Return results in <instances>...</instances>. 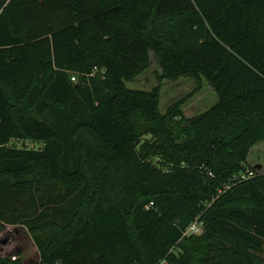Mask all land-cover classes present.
<instances>
[{
  "label": "trees",
  "instance_id": "trees-1",
  "mask_svg": "<svg viewBox=\"0 0 264 264\" xmlns=\"http://www.w3.org/2000/svg\"><path fill=\"white\" fill-rule=\"evenodd\" d=\"M152 52L217 102L162 113L127 85ZM261 141L264 0H0V229L29 264L264 262V174L236 179Z\"/></svg>",
  "mask_w": 264,
  "mask_h": 264
},
{
  "label": "rangeland",
  "instance_id": "rangeland-1",
  "mask_svg": "<svg viewBox=\"0 0 264 264\" xmlns=\"http://www.w3.org/2000/svg\"><path fill=\"white\" fill-rule=\"evenodd\" d=\"M162 74V69L155 54H151L150 67L139 75L133 82H128L127 85L133 89L150 90L153 87L160 85L161 99L160 106L162 113L175 102L182 101L181 107L187 117L199 115L211 108L218 100L217 94L213 91L209 83L204 80L202 87L197 90V83L191 77H181L177 80L164 79L160 80L159 75ZM18 145L22 146L23 141H17ZM26 145L34 148H42L44 144L33 143L28 141ZM261 151L254 150L253 164L256 161L260 162L259 167H255L260 173H264V147L257 148ZM39 199L42 194H36ZM0 256L21 257L24 264H29L31 261L40 259V253L37 245L32 237V233L28 226L23 223L6 224L3 230L0 229ZM264 260V253L259 256ZM259 264H264L260 262Z\"/></svg>",
  "mask_w": 264,
  "mask_h": 264
},
{
  "label": "built area",
  "instance_id": "built-area-1",
  "mask_svg": "<svg viewBox=\"0 0 264 264\" xmlns=\"http://www.w3.org/2000/svg\"><path fill=\"white\" fill-rule=\"evenodd\" d=\"M74 81H76V77L72 78ZM264 173H260L258 170H250L247 173H244L240 176H237L236 179L239 180H246L252 177H255L257 175H262ZM204 231V226L203 223L200 220H196L195 222H193L185 231V235H191V234H201Z\"/></svg>",
  "mask_w": 264,
  "mask_h": 264
},
{
  "label": "crops",
  "instance_id": "crops-1",
  "mask_svg": "<svg viewBox=\"0 0 264 264\" xmlns=\"http://www.w3.org/2000/svg\"><path fill=\"white\" fill-rule=\"evenodd\" d=\"M261 147H264V141H261V142H259V143H257L256 145H254L253 147H252V149H251V151H250V154H249V156H248V164L251 166V167H253V168H255V167H259L260 166V164L258 165V163H260V162H258V161H256V164H253L252 162V158H253V155H251L252 154V152L254 151V150H256V152H259V151H261L260 149H257V148H261ZM262 163H264V160L262 161ZM256 169V168H255Z\"/></svg>",
  "mask_w": 264,
  "mask_h": 264
}]
</instances>
